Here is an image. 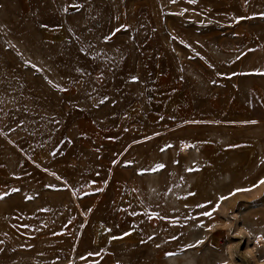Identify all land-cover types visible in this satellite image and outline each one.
Returning <instances> with one entry per match:
<instances>
[{"label":"rangeland","instance_id":"1","mask_svg":"<svg viewBox=\"0 0 264 264\" xmlns=\"http://www.w3.org/2000/svg\"><path fill=\"white\" fill-rule=\"evenodd\" d=\"M262 179L264 0H0V264H264Z\"/></svg>","mask_w":264,"mask_h":264},{"label":"snow or ice","instance_id":"2","mask_svg":"<svg viewBox=\"0 0 264 264\" xmlns=\"http://www.w3.org/2000/svg\"><path fill=\"white\" fill-rule=\"evenodd\" d=\"M173 2H175V0H173ZM191 2H192V3H195V0H191ZM162 151H163V149H162ZM160 167H163V165H161ZM259 184H264V179L260 180V181L258 182V184H257V185H254L253 187H258ZM251 190H252V189H236L235 192L232 193V195H235L236 192H247V191H251ZM14 191H16V190L14 189ZM228 198H229V197H221L220 199H221V202H222L223 200H226V199H228ZM0 199H2V197H0ZM201 207H203V205H201ZM218 207H219V205H217L216 208L213 209V212H214V211H217V210H218ZM203 214H204L205 216H209V217L212 216V212H204ZM125 235H127V233H126ZM261 239H264V237H262Z\"/></svg>","mask_w":264,"mask_h":264}]
</instances>
